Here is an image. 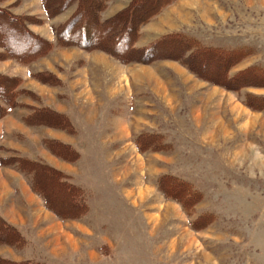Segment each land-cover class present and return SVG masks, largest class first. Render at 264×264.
<instances>
[{"label":"rangeland","instance_id":"obj_1","mask_svg":"<svg viewBox=\"0 0 264 264\" xmlns=\"http://www.w3.org/2000/svg\"><path fill=\"white\" fill-rule=\"evenodd\" d=\"M43 2L0 0L33 35L0 21V75L13 81L0 87L20 92L0 118V157L67 175L85 212L59 219L16 159L0 166V219L23 243L0 244V262L264 264V0H108L100 20L137 23L135 49H173L153 61L116 57L102 36L105 49L60 45L77 4ZM186 41L190 67L177 60Z\"/></svg>","mask_w":264,"mask_h":264},{"label":"trees","instance_id":"obj_2","mask_svg":"<svg viewBox=\"0 0 264 264\" xmlns=\"http://www.w3.org/2000/svg\"><path fill=\"white\" fill-rule=\"evenodd\" d=\"M87 1L88 0H44L43 5L46 11L52 9L54 11L58 10V12H61L63 10L65 11L72 5L77 4V11L74 14V16L62 28L57 29L55 31L57 41L60 45L62 46L73 45L85 50H92L93 48L105 49V45L108 46V44L104 43V40L111 39L110 42L116 40L115 41L116 43L113 44V46H115V52L117 53V54L114 53L116 57L120 58L121 55L125 56L130 53L133 54L134 51H138V52L142 51L143 58L146 61H153L160 57L164 58V53H162L164 50L168 51V53L173 50L170 46H167V49H165L166 45L163 46L162 44L163 42H156L150 47H148L146 50L135 49L132 44L135 43V41L137 40V35L139 30L138 24L137 23L135 24L134 21H132V23L128 21L127 24H125L126 20L120 19L122 18V16H118L117 18H114L113 20L108 22L110 23L108 27L107 22L101 21L99 17L100 13L106 7V3L108 0H89V3H87ZM149 5L152 6L151 4ZM154 5L155 6L150 8V10L156 7V4ZM162 6L163 4H159V7ZM140 7H141L140 4L138 5L136 4V6L133 7L134 8L133 12H136V10L139 9ZM150 10L146 13L144 17L147 18V21L151 19L153 15H155V13L153 14ZM132 16L134 17L133 13ZM2 20L7 22L8 25L11 24V26L9 25L10 28H12L13 27L12 25L18 21L11 14L6 12L4 9H0V21L2 22ZM141 20L144 19L142 18ZM143 22L144 21H141L139 23H143ZM15 24L18 27H20L19 30L22 32L23 35L25 34L27 36L28 34V36L33 37V35L30 34L28 31H26L25 29L24 30L21 29V24L19 22ZM111 27L113 28V31L112 32L110 31L111 33L107 34V32ZM123 27L128 30L123 31ZM99 36H102V38L104 37V40L99 41L98 39ZM186 42L187 43L181 45L180 49L182 51V57L177 58V60L190 67L188 64H186L187 63L186 61L190 59L189 57L190 54L192 53H188L186 49L189 44L190 49L192 51V48L196 44H190L188 41ZM4 47L9 57H15L19 61H24V62L27 61L26 59L30 55L29 54L22 56L21 54L13 53L12 49L8 45H5ZM177 48H178L177 49L178 52L179 46H177ZM230 53L231 55L234 54L233 52ZM176 55H178V53ZM197 60L198 58L195 60L193 59L194 62H196ZM236 60L237 59H235V61ZM254 71L256 70L254 69ZM257 76L259 75L257 74ZM7 79H8L7 77L4 78V76L0 75V80L1 81L4 80V83L6 81L13 82L12 78H9L11 80L9 79L7 80ZM5 88L0 87V118H3V116L7 115L8 112L12 111V109L16 107L17 97L20 95L19 90L15 88H10V87H7L6 89ZM3 89L5 90L2 91ZM55 118H53L54 121ZM53 119L50 118V120ZM58 119L59 118L57 117L56 120ZM40 123L44 125H50V124H46L45 122H40ZM58 123L59 124H55L53 126L60 128L59 126H61L60 125L61 123L59 120ZM137 144L139 146L141 145L139 141H137ZM58 147H59V152L56 151L57 152L56 154L60 157L66 155L60 153V151H62L61 148L63 147L60 146ZM15 159L16 158L13 157H10V159L0 157V166L10 165L9 162L10 161L14 162ZM16 162L18 163L17 169H19L20 172H23L30 180L32 190L43 198L44 206L50 211H52L59 219L62 220L77 219L84 214L85 212V209H83L84 207L79 208L77 206L78 203H76V200L80 195L79 190H77V188L73 187L71 184L67 183V179H66L68 177L67 175L62 174L61 172L57 171L54 168L51 167L46 168L48 166H45L42 163H37L32 161L28 162L27 160H21V159H16ZM171 186L174 187L172 189L174 192V190H176V186H174L173 184ZM162 191L164 192L165 196L172 197V194L168 193L169 190L168 191L162 190ZM173 198L176 201L181 202L176 197ZM77 212H79L80 214L78 215ZM13 231H14V226L7 224L4 220L0 219V244L15 246L18 243V242L16 243L15 240L19 239L18 238L19 236L16 233V231L14 232ZM20 244L21 245L23 244L21 238H20V243H18L17 246H20ZM2 261L0 262V264H6V263H2ZM23 264H31V263L26 262Z\"/></svg>","mask_w":264,"mask_h":264},{"label":"crops","instance_id":"obj_3","mask_svg":"<svg viewBox=\"0 0 264 264\" xmlns=\"http://www.w3.org/2000/svg\"><path fill=\"white\" fill-rule=\"evenodd\" d=\"M60 137V136H59ZM55 167V166H54ZM55 168H57V167H55ZM30 196V195H29ZM31 197V196H30ZM44 206V205H43ZM12 221V220H11ZM12 222H14V223H18L17 221H12Z\"/></svg>","mask_w":264,"mask_h":264}]
</instances>
